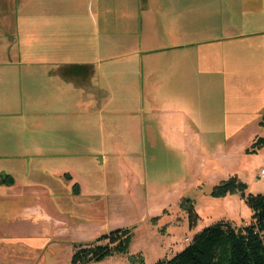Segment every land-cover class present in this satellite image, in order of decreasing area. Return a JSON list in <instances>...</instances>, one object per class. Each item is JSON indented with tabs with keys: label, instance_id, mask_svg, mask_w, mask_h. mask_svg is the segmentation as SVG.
Segmentation results:
<instances>
[{
	"label": "rangeland",
	"instance_id": "374dc122",
	"mask_svg": "<svg viewBox=\"0 0 264 264\" xmlns=\"http://www.w3.org/2000/svg\"><path fill=\"white\" fill-rule=\"evenodd\" d=\"M177 2L170 0L172 6ZM187 3L195 7L176 8L166 20L176 23H159L157 29L197 33L198 38L182 40V44L190 41L202 47L203 54L196 56L191 68L178 63L175 74L156 87L153 107L144 118L139 116L142 128L148 125L151 131L142 134V144L126 141L124 133L121 139L109 134L110 149L92 146L87 129L91 119L85 115L74 121L47 119L52 111H44L41 88H32V96L25 97L23 117L0 118V173L20 178L12 170L18 166L15 160L27 158L34 181L41 169L48 168L46 178H59L69 191L72 182H66L62 172L69 171L82 187L79 197L61 193L48 198V205L39 197L41 190L34 187L32 192L38 196L27 195L24 201L32 200L43 209L49 206L52 224L40 233L38 226L27 221H0V264H71L75 244L124 227L132 232L128 252L94 264H128L132 255L137 257L133 264H153L169 252V246L186 245V238L204 227L228 219L237 225L249 222L251 211L237 192L216 197L210 191L232 176L246 184L247 192L264 191V177L259 176L264 146L256 152L250 149L255 139L264 138V0ZM107 33L114 35L110 30ZM139 92L141 101V84ZM124 97L116 102L117 108ZM175 126H183L186 132L201 131L196 146L186 147V137L179 130L171 133ZM165 128L171 139L177 137L178 148L165 145L160 134ZM47 130L50 134L45 140L52 145L43 141ZM74 135L82 146L76 144ZM153 136L159 143L151 149L148 139ZM48 146L49 152L44 149ZM69 198L79 204L69 203L75 216L54 208L55 201L63 199L68 204ZM185 198L192 201L198 217L193 227L187 210L180 206ZM13 200L1 201L0 212L11 206L20 208L23 200Z\"/></svg>",
	"mask_w": 264,
	"mask_h": 264
},
{
	"label": "crops",
	"instance_id": "0c3cea01",
	"mask_svg": "<svg viewBox=\"0 0 264 264\" xmlns=\"http://www.w3.org/2000/svg\"><path fill=\"white\" fill-rule=\"evenodd\" d=\"M190 7L195 6L187 0H178L174 6L170 0H0V118L23 117L21 104L25 97L32 96V88H41V102L46 104L44 111L50 108L52 111L47 119L74 121L80 115L91 119L87 129L92 146L110 149L109 134H118L117 138L121 139L124 133L128 136L126 141L142 144V134L151 131L148 125L142 128L139 116L144 118L153 107L156 87L175 74L178 63L189 64L191 68L196 56L203 54L202 47L193 46L190 41L182 44V40L198 38L197 33L194 36L186 31H167L166 27L161 33L157 29L159 23L161 26L176 23L175 20L166 21L176 8L187 10ZM109 30L114 35L107 33ZM122 96L125 99L117 108L116 102L120 103ZM173 129L171 133L177 134L179 130L186 137V147L196 146L199 141L201 131L196 128L190 132L183 126ZM48 134L49 130L43 133V141ZM160 134L165 145L178 148L177 137L171 139L168 129H161ZM74 138L76 144L82 146L81 140L75 135ZM46 141L48 145L53 144ZM148 141L151 149L158 147V139L154 136ZM44 149L49 152L51 147ZM27 160L21 157L15 160L18 166L12 170L18 171L20 178L11 176L12 184L0 183V204L3 200L6 203L16 198V201L23 200L20 208L11 206V211L0 212V221H27L38 226L40 233L47 232L53 220L48 213V198L61 193L69 197L74 184L78 191L72 194L79 197L82 187L69 171L62 172L65 181L72 182L69 191L59 178H46L50 174L48 168L41 169V176L34 181ZM4 175L7 174L0 173V177ZM34 187L41 190L39 197L47 204L46 208L34 205L31 198V202L24 201L27 195L38 196L32 192ZM61 200L54 202V208L75 216L74 206L78 207V202L69 198L66 199L68 204H63ZM70 202L76 204L70 206ZM226 221L235 226L247 223L243 220L237 225L230 219ZM184 247L171 245L169 252L158 257L170 258Z\"/></svg>",
	"mask_w": 264,
	"mask_h": 264
},
{
	"label": "trees",
	"instance_id": "16d2710c",
	"mask_svg": "<svg viewBox=\"0 0 264 264\" xmlns=\"http://www.w3.org/2000/svg\"><path fill=\"white\" fill-rule=\"evenodd\" d=\"M261 124L264 125V115ZM263 146L264 138L258 137L250 149L256 152ZM0 183L12 184L13 178L1 176ZM77 191L74 184L72 192L75 194ZM235 192L251 211L249 222L235 226L230 221L220 220L197 231L185 247L170 258L153 264H264V193L247 192L246 184L232 176L214 185L210 194L217 197ZM180 206L187 210L189 226H195L198 217L192 201L182 199ZM131 236V229L124 227L101 234L91 242L75 244L70 262L94 264L115 254H126ZM136 258L135 255L130 256L128 264H133Z\"/></svg>",
	"mask_w": 264,
	"mask_h": 264
},
{
	"label": "built area",
	"instance_id": "2783aa9c",
	"mask_svg": "<svg viewBox=\"0 0 264 264\" xmlns=\"http://www.w3.org/2000/svg\"><path fill=\"white\" fill-rule=\"evenodd\" d=\"M259 176L260 177H264V168H262L261 170H260V172H259ZM190 241V238H186V242H185V244H187L188 242Z\"/></svg>",
	"mask_w": 264,
	"mask_h": 264
},
{
	"label": "bare ground",
	"instance_id": "6f19581e",
	"mask_svg": "<svg viewBox=\"0 0 264 264\" xmlns=\"http://www.w3.org/2000/svg\"><path fill=\"white\" fill-rule=\"evenodd\" d=\"M247 225V224H246Z\"/></svg>",
	"mask_w": 264,
	"mask_h": 264
}]
</instances>
